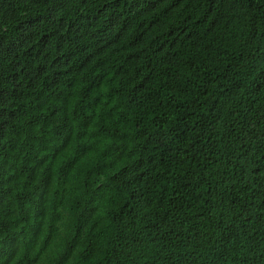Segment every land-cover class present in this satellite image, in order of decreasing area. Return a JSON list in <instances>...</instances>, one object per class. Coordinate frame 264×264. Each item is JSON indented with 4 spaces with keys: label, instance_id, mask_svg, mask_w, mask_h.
<instances>
[{
    "label": "trees",
    "instance_id": "obj_1",
    "mask_svg": "<svg viewBox=\"0 0 264 264\" xmlns=\"http://www.w3.org/2000/svg\"><path fill=\"white\" fill-rule=\"evenodd\" d=\"M0 264H264V0H0Z\"/></svg>",
    "mask_w": 264,
    "mask_h": 264
}]
</instances>
